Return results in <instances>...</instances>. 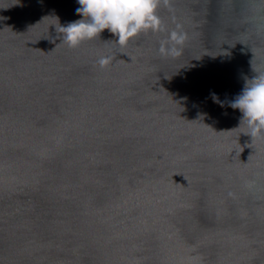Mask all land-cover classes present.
Returning <instances> with one entry per match:
<instances>
[{
	"label": "water",
	"instance_id": "1",
	"mask_svg": "<svg viewBox=\"0 0 264 264\" xmlns=\"http://www.w3.org/2000/svg\"><path fill=\"white\" fill-rule=\"evenodd\" d=\"M78 6L0 0V264H264V136L228 103L264 0H160L123 47L62 41Z\"/></svg>",
	"mask_w": 264,
	"mask_h": 264
},
{
	"label": "clouds",
	"instance_id": "2",
	"mask_svg": "<svg viewBox=\"0 0 264 264\" xmlns=\"http://www.w3.org/2000/svg\"><path fill=\"white\" fill-rule=\"evenodd\" d=\"M160 0H78L77 13L82 15L67 24H56L62 41L75 47L83 40L94 38L104 29L114 34L115 40L123 47L129 40L142 31H158L163 29L162 18L158 14ZM185 40V35L172 30L161 41L159 51L162 54H177V44ZM110 55H102L98 59L100 66L107 65ZM255 67V66H254ZM214 100L220 104L218 94L211 93ZM233 108H239L242 115L241 124L247 125L245 133H250L253 139L264 136V73L245 79L243 89L235 98L228 101ZM237 126V127H238Z\"/></svg>",
	"mask_w": 264,
	"mask_h": 264
}]
</instances>
